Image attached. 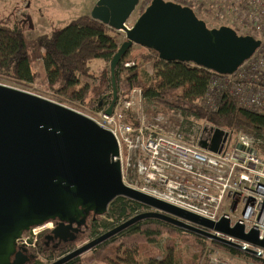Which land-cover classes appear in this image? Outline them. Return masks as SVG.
<instances>
[{
	"label": "water",
	"instance_id": "obj_1",
	"mask_svg": "<svg viewBox=\"0 0 264 264\" xmlns=\"http://www.w3.org/2000/svg\"><path fill=\"white\" fill-rule=\"evenodd\" d=\"M138 0H96L90 17L125 33L109 63H117L132 45L155 51L167 62H191L218 74L233 73L260 46L250 34L230 26L207 27L191 7L151 0L131 27L126 21ZM113 97L105 109L111 115ZM209 142L199 146L219 152L228 132L211 128ZM118 144L113 134L88 116L47 98L0 83V264H7L14 240L30 227L57 219L56 235L78 230L84 215H103L117 197L137 201L141 212L49 264H64L144 218H158L178 228L209 237L242 253L239 245L215 236L217 231L264 248L256 230L210 221L135 190L122 181ZM72 236V234H68ZM73 239V237H70Z\"/></svg>",
	"mask_w": 264,
	"mask_h": 264
},
{
	"label": "trees",
	"instance_id": "obj_2",
	"mask_svg": "<svg viewBox=\"0 0 264 264\" xmlns=\"http://www.w3.org/2000/svg\"><path fill=\"white\" fill-rule=\"evenodd\" d=\"M119 33L90 15H79L59 29L39 34L32 40L26 39L17 26L0 25V78L18 83L33 82L31 49L33 52L38 50L40 55L37 57L44 69V86L68 102L99 110L107 98V107L113 97L114 83L115 102L118 98L128 99L131 91L138 89L142 92L145 111H149L150 119L161 114L168 119L167 126L182 132L190 131L202 122L207 126L198 125L206 129L218 128L232 134L241 131L264 140V112L240 106L230 90L218 93L213 109L206 105L215 72L191 62L163 61L150 49L132 62H127L125 53L115 67L113 81L109 76L103 91H98L92 98L91 82L81 79L92 76L91 60L110 63L120 45L117 40ZM149 62L151 73L145 68ZM145 210L147 207L137 201L117 197L103 215L89 218V224L84 225L79 237L58 251H48L42 256L49 264L75 249L82 239H93ZM164 233L172 236L186 234L196 239L201 247L197 259L178 260L175 243L170 238L165 240V252L160 258L150 257L146 264H198L204 246L203 238L158 218L134 222L93 247L91 256L106 264H139L138 257L143 249L156 243ZM211 243L232 253H240L217 241L211 240ZM209 255L203 257V264H207ZM64 264H82V261L76 257Z\"/></svg>",
	"mask_w": 264,
	"mask_h": 264
},
{
	"label": "built area",
	"instance_id": "obj_3",
	"mask_svg": "<svg viewBox=\"0 0 264 264\" xmlns=\"http://www.w3.org/2000/svg\"><path fill=\"white\" fill-rule=\"evenodd\" d=\"M220 4L206 12L216 11L212 21L232 27L223 21L228 11ZM234 4L238 17L243 14L241 26L257 32V36L249 34L260 40V46L233 73H214L206 105L213 109L218 93L230 90L240 106L264 112V0H235ZM143 102L142 92L133 89L128 99L118 98L111 115L105 113L107 107L93 111L95 116L86 115L116 139L118 154L113 160L120 163L123 183L210 221L226 218L230 226L241 224L245 233L254 229L263 239L264 140L241 131L229 133L222 149L213 152L199 146L201 140L209 142L211 128L196 125L182 132L167 126L161 114L148 120ZM127 111L136 118H127ZM211 232L251 251L258 260L255 264H264L263 247ZM30 238L35 236H26ZM233 261L213 252L207 264H236Z\"/></svg>",
	"mask_w": 264,
	"mask_h": 264
},
{
	"label": "rangeland",
	"instance_id": "obj_4",
	"mask_svg": "<svg viewBox=\"0 0 264 264\" xmlns=\"http://www.w3.org/2000/svg\"><path fill=\"white\" fill-rule=\"evenodd\" d=\"M165 1H171L183 6L191 7L194 13L196 14V16L201 20H203L207 25V27L210 28L219 27L220 25L212 21V18L215 16L216 11L213 13H207L206 10L212 11L213 9L217 8V5H219V3H221L220 6H223L228 11L225 14V19L223 21L231 25L232 28L235 29L238 34L251 33L257 36L256 31H253L251 29H245L246 27L241 26L242 25L241 20L243 18L242 17L243 14L241 12V14L238 17V12L232 8V5L235 6L234 4L235 0H165ZM95 2L96 0H0V25L10 26V27L17 26L21 31L24 32L26 39L32 40L39 34L50 33L53 30L59 29L60 27L65 25L68 21L79 15H90L91 8L93 7ZM150 2L151 0H138V3L134 11L131 13L130 17L126 21L127 27H131L133 25V23L136 21L138 16L143 12V10L149 5ZM243 13L247 14L248 12L243 11ZM117 40L118 43L120 44L125 40V33L123 31H120ZM147 52L148 51L146 48L134 44L126 52L127 62H132L136 60L140 55L146 54ZM38 55H40L38 50H35L33 52V50L31 49L32 68L34 73L33 82L18 83L14 81H9L5 78H0V83L47 98L49 100L67 106L69 108H72L74 110L76 109L85 115L95 116L93 115V111H95L96 108L75 102H68L64 98L57 97L54 93L49 91L44 86L43 83L44 69L41 59L37 57ZM89 63H90V71L92 73V76L87 78H82L81 80L91 82L92 84L91 94L92 96H94L95 93H97L98 91L100 92L103 91V88L105 87L107 80L110 76V68H109V63L100 60H91ZM145 68L149 73L152 72L150 62L145 65ZM92 98H95V96ZM105 101L107 102V98L104 100L105 104H102V107L106 106ZM135 107H137V105H135ZM142 107L146 118L150 120L149 111L148 112L147 110L145 111L144 102L142 104ZM118 110L120 109L118 108ZM127 114H128L127 118L128 116L129 117L131 116V119L136 118V115L133 114V111H127ZM198 124H204V126H207L205 123L202 122H199ZM201 127L203 128V126ZM148 210L150 209L147 208V210L145 211ZM81 234L78 235L75 234L74 237L77 238ZM200 236L203 238L202 242L204 246L198 264H203V260H204L203 257L205 255H209V254L211 255L213 252H216L218 255L222 257L233 258L234 259L233 262L236 264L258 263V260L254 256H250L240 251H238L240 252L239 254L232 253L229 250H226L222 247H217L213 245L211 243V240L213 239H210L209 237H205L203 235ZM170 238H172L173 242L175 243V254L178 260L188 261L190 259L193 260L194 258L197 259V255L201 251V247L196 239L186 234H179V235L176 234L172 236L164 233L162 237H160L159 240H157L156 243L147 245L143 249L142 254L138 257L139 264H146L148 258L150 257L160 258L161 254L165 252L164 242L165 240ZM32 240L34 241V238H32ZM89 240H91V238L87 240L82 239V241L76 246V248L82 246ZM79 258L81 259L82 264H106L92 258L91 250L82 253L79 256ZM42 264H48L47 260L43 258V256H42Z\"/></svg>",
	"mask_w": 264,
	"mask_h": 264
},
{
	"label": "flooded vegetation",
	"instance_id": "obj_5",
	"mask_svg": "<svg viewBox=\"0 0 264 264\" xmlns=\"http://www.w3.org/2000/svg\"><path fill=\"white\" fill-rule=\"evenodd\" d=\"M89 218L94 219V216L91 213L85 214V222L83 224H72L78 229L74 231V234L72 229L68 228V233L61 232V235H56L57 231L55 232L54 230L60 223L57 219L48 220L39 225L30 227L14 240L13 249L8 256L7 264H42V253H48V251L53 253L72 242V240H75V234L78 235L83 233V227L89 224ZM34 233L36 235L34 241H31L32 238L26 243L22 241L25 235L30 234L33 236ZM68 234H72V236ZM70 237L74 239H70Z\"/></svg>",
	"mask_w": 264,
	"mask_h": 264
},
{
	"label": "bare ground",
	"instance_id": "obj_6",
	"mask_svg": "<svg viewBox=\"0 0 264 264\" xmlns=\"http://www.w3.org/2000/svg\"><path fill=\"white\" fill-rule=\"evenodd\" d=\"M29 235H30V234L25 235L24 238L22 239V241H23L24 243H26V242L29 241V240L27 241V239H26V236H29ZM33 235H35V233H34Z\"/></svg>",
	"mask_w": 264,
	"mask_h": 264
}]
</instances>
